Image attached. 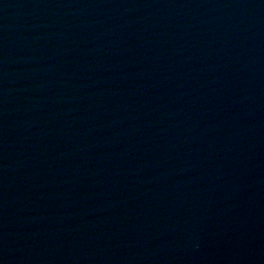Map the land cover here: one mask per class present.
<instances>
[{
	"label": "water",
	"instance_id": "95a60500",
	"mask_svg": "<svg viewBox=\"0 0 264 264\" xmlns=\"http://www.w3.org/2000/svg\"><path fill=\"white\" fill-rule=\"evenodd\" d=\"M0 264H264V0H0Z\"/></svg>",
	"mask_w": 264,
	"mask_h": 264
}]
</instances>
